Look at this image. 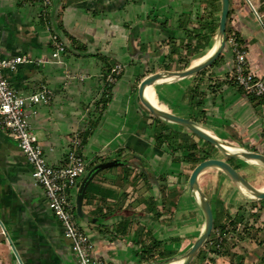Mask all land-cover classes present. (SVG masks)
<instances>
[{"label": "crops", "instance_id": "obj_1", "mask_svg": "<svg viewBox=\"0 0 264 264\" xmlns=\"http://www.w3.org/2000/svg\"><path fill=\"white\" fill-rule=\"evenodd\" d=\"M229 2L226 45L218 58L195 74L152 88L158 106L236 147L264 154V95L247 94L232 80L234 54L227 41L236 37L247 68L264 81V32L244 0ZM220 14V0H0V59L28 60L5 70L10 87L24 96L41 86L52 91L47 101L28 107L47 162L65 166L74 149L86 163L85 175L100 162H120L91 178L83 215H75L92 242V264L162 261L200 233L203 215L188 178L196 165L191 159L207 144L152 115L139 100L138 85L156 71L184 70L212 49ZM53 34L65 44L58 60L52 57ZM117 63L123 70L107 86L105 75ZM250 163L246 171L236 165L248 180V169L260 167ZM199 183L213 224L224 225L223 232L212 229L224 238L216 248L221 255L204 253L202 259L216 264L228 252L222 242L231 238L235 248L239 242L246 248L247 239L252 247L257 239L264 246V202L249 199L216 168L203 171ZM248 230L257 236L248 237ZM0 239L14 257L10 264H20L15 252L22 264H79L43 187L1 126Z\"/></svg>", "mask_w": 264, "mask_h": 264}, {"label": "built area", "instance_id": "obj_2", "mask_svg": "<svg viewBox=\"0 0 264 264\" xmlns=\"http://www.w3.org/2000/svg\"><path fill=\"white\" fill-rule=\"evenodd\" d=\"M42 1L45 5L50 4V0ZM244 1L264 32V11L259 12L251 0ZM51 38L54 46L52 57L58 60L65 50V44L57 34H53ZM227 41L234 54L232 80L247 94L256 97L264 95V81L247 68L246 51L243 46L234 36L229 37ZM27 61L22 56L0 59V126L12 134L17 147L31 166V176L35 184L43 187L48 206L61 222L63 233L71 242L78 263L92 264V242L76 224V204L73 198V192L78 188L79 179L85 175L86 163L76 149L68 153L65 166L53 167L47 162L42 142L32 130L28 107L47 101L52 91L47 86H41L32 94L25 96L18 94L10 87L4 74L5 70H12L18 64ZM122 70V64H114L105 75L106 85L113 84ZM76 77L83 76L77 74ZM74 143L76 147L79 146L77 139Z\"/></svg>", "mask_w": 264, "mask_h": 264}, {"label": "water", "instance_id": "obj_3", "mask_svg": "<svg viewBox=\"0 0 264 264\" xmlns=\"http://www.w3.org/2000/svg\"><path fill=\"white\" fill-rule=\"evenodd\" d=\"M221 2V14L218 25V43L215 46L213 52L203 61L196 64H192L184 70L168 71L161 70L149 74L143 78L138 85V97L140 102L147 108L152 115L163 120L179 124L202 140L211 144L222 156L226 158H235L243 161L250 162L252 160L261 167H264V154L256 151H252L246 148L236 147L233 144L221 140L216 136L210 134L208 131L201 128L192 119L176 115L165 108L158 106L151 102L145 94L147 87H152L155 84H162L168 81L178 80L197 73L198 71L210 66V64L218 58L223 52L226 45V33L225 27L228 18V12L230 7L229 0H220ZM233 147V150L228 147ZM118 160H111L106 162H100L93 166L86 175L82 178L76 193V212L79 216L83 215L82 212V200L85 189L91 178L100 170L119 164ZM208 168H216L223 172L230 181L236 186V188L252 200H263L264 190L255 187L251 184L243 175H241L227 160L217 157H210L197 163L192 169L189 178L188 186L193 194L195 201L200 208L203 215V227L194 240V242L182 253L172 257H169L161 262L163 264H172L175 261H179L177 264H190L200 248L207 242L213 229V211L206 192L202 189L199 183V175ZM246 192H244V190ZM16 257L20 264H22L20 258L15 252ZM159 262V263H161Z\"/></svg>", "mask_w": 264, "mask_h": 264}, {"label": "rangeland", "instance_id": "obj_4", "mask_svg": "<svg viewBox=\"0 0 264 264\" xmlns=\"http://www.w3.org/2000/svg\"><path fill=\"white\" fill-rule=\"evenodd\" d=\"M251 2L253 3V5L256 7V9L259 12L264 11V0H251ZM196 137L199 138L198 136L195 135V138ZM206 144H207V142H206ZM203 146L204 147H201V150L199 149L198 151L195 152L194 158L200 157L201 156L200 154L203 152V153L208 154L210 156L213 155L217 158H222L225 160L228 159V158L222 156L211 144H207V145H203ZM194 158H192L191 161H194ZM228 162L233 167H235L236 170L240 174H241V172H240L239 168L236 166L237 164L239 167H241L242 171L247 170V169H245L246 168L245 166H247V167L251 166V165H248V164H251L250 162L243 161V160L242 161H236V160H232L230 158L228 160ZM255 168L256 167H250L248 169L251 172L249 174L251 180H248L246 177L245 178L257 188L264 187V167L260 166L257 169H255ZM78 217H81V216L78 215ZM220 227H221V224L216 222L215 228H217L220 231ZM246 235L250 238H255L257 236L256 231H249V230H248V234H246ZM220 238L224 239L222 234L217 235L216 233L212 232L211 233V240L208 239L207 242L200 249L201 252L198 255L196 254V258L194 259L193 264H211V263L207 262L206 259H202L201 256L204 253L210 254L212 252V250H215L217 248V244L219 243ZM247 240H246L247 243L245 244L246 248H245V246L241 247L243 245H241L240 242L235 244L236 245V248H235V246L232 244L234 242V238L228 239L226 241L227 243L225 245H223L224 242H222V248L227 247L228 249L227 248L226 249L228 252L223 257L217 258L216 264H261V258L264 256V246H262V244H261L263 241L261 240L262 242H260V241L257 242L259 240V239H257L255 243L258 246L252 247L250 242H248ZM2 242H4V241H2V239H0V264H10L9 261L14 260V257H12V254L8 248L2 247V245H1ZM206 244H208V246ZM184 251L180 252L179 254H182ZM257 260H258V262H257ZM159 262H161V261L153 260V261H148L146 263L147 264H163L164 263V262H161V263H159Z\"/></svg>", "mask_w": 264, "mask_h": 264}, {"label": "bare ground", "instance_id": "obj_5", "mask_svg": "<svg viewBox=\"0 0 264 264\" xmlns=\"http://www.w3.org/2000/svg\"><path fill=\"white\" fill-rule=\"evenodd\" d=\"M217 43H218V38H217V42H216L215 46L217 45ZM215 46H214L212 49H210L208 52H206L205 54H203L202 56H200V57L194 59V60H193V64H196V63H198V62H201V61L205 60V59H206V58H207V57L213 52V50L215 49ZM145 94H146V97H147L151 102H153L154 104H156V101H155V94H154V90H153L152 87H147V88L145 89ZM228 149L233 150V147H230V146H229ZM250 162L256 164V163H255L256 161H254V160H252V161H250ZM260 189H261V190H264V187H263V188H260ZM243 190H244V188H243ZM244 192H246V191L244 190ZM179 262H180V260H179V261H175V262H173L172 264H177V263H179Z\"/></svg>", "mask_w": 264, "mask_h": 264}, {"label": "trees", "instance_id": "obj_6", "mask_svg": "<svg viewBox=\"0 0 264 264\" xmlns=\"http://www.w3.org/2000/svg\"><path fill=\"white\" fill-rule=\"evenodd\" d=\"M206 142V141H205ZM207 144H209L208 142H207ZM194 148H196V144H194V146H193ZM212 147V146H211ZM201 156L200 157H197V158H194V161H195V163L197 164V163H199L200 161H202V160H205V159H207V158H209L210 157V155H208V154H205V153H201L200 154ZM230 158H228V160H229ZM232 159V158H231ZM235 168V167H234ZM236 169V168H235ZM261 202H264V199L263 200H261ZM228 224H229V226L231 227V229L232 230H235L236 229V225H235V223H234V220L233 219H229V222H228ZM223 228H224V225H221V227H220V231L221 232H223ZM213 229H217V228H215V224H213ZM244 229V228H243ZM230 230V229H229ZM225 232H227V231H225ZM211 235V234H210ZM209 239H210V237H209ZM202 248V247H201ZM200 248V249H201ZM199 253H200V250L198 251ZM198 252H197V254H198ZM212 253H214V254H216V255H221V251H219V250H217V249H215V250H212ZM212 260H213V258H211ZM261 264H264V256L262 257V259H261Z\"/></svg>", "mask_w": 264, "mask_h": 264}]
</instances>
